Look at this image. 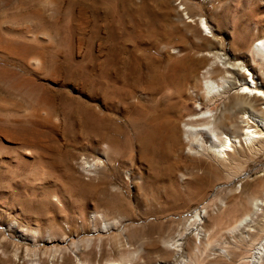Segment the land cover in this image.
<instances>
[{
    "label": "rangeland",
    "instance_id": "1",
    "mask_svg": "<svg viewBox=\"0 0 264 264\" xmlns=\"http://www.w3.org/2000/svg\"><path fill=\"white\" fill-rule=\"evenodd\" d=\"M78 1L79 7L88 8L91 21L89 30H101V40H105L109 52L115 40L122 43L119 62L122 86L120 84L118 105L113 103L112 70L107 76L104 74L102 83L94 63L92 80L75 73L73 66H64L62 83L52 92L59 108L56 121H63L60 122V135L54 134L57 144L62 147L59 156L63 159L59 160V170L68 171V165L75 167V160L84 150L77 136L83 135L82 138L89 140L100 136L105 142L118 145L124 152L122 158L112 156L111 161H105L107 168L98 178L91 181L80 178V184L70 182L74 205L96 204L110 219L123 220L128 242H122L114 250L108 245L102 258L120 259V264H264V139L253 138L251 146L240 153L234 152V158L228 162L211 160L209 154L199 151L196 145L191 147V142L185 139L184 124L190 114H198L206 107L195 96H183L181 102L178 100L176 87L169 83L170 79L173 80V69H177L173 68L172 63L177 61L180 64L176 72L182 74L189 59L176 52L169 59L162 51L163 36L167 35L170 41L194 51L198 48L210 50L213 54L225 48L228 53L233 48L239 53L240 47L234 41L244 26L254 22L250 15L259 0H214L213 3L205 0H119V34L113 19L114 0ZM185 3L194 17L204 16L208 19L209 27L223 39L222 42H214V45L204 39V34H209V31L189 22L185 11H182ZM98 12L100 17L97 19ZM167 12L171 15L168 13L167 16ZM261 17H264V11ZM4 21L5 18L0 15V23ZM9 24L10 21H7ZM205 43L207 46H204ZM251 58L248 56L246 63L254 66L264 81L261 65ZM0 65L32 77L15 63L0 60ZM112 65L108 64L110 69ZM0 93L11 96L3 90ZM211 96L216 98V93H211ZM228 97H220L211 107L222 114ZM24 98L22 101L27 110L34 108L35 104L29 102L26 96ZM103 100L106 101L105 105L101 102ZM91 103L97 108L95 106L92 110ZM90 112L98 114L97 117ZM90 115L96 119L92 121ZM73 119L79 126L74 124ZM153 120H162L164 128L151 143L148 140L154 131ZM99 127L102 131L98 130ZM48 140L56 143L53 139ZM69 143L72 145L69 146ZM0 145L3 149L0 156L8 163L9 153L18 145L10 139L1 138ZM131 152L134 156L138 155V160L129 157ZM231 152L228 150L227 153ZM141 162L152 175L149 180H145L147 175ZM162 168L166 173H157ZM129 170L135 174H132L133 181L126 184L123 177ZM17 172L20 180L34 177L29 172ZM181 173L185 175L183 180H180ZM113 187H118L117 193L112 191ZM11 191L7 177L0 171V223L11 214ZM255 201H258V207H254ZM17 203L27 214L47 220L48 225L55 229L62 228L67 219L69 224L65 225H68V232L75 235L79 231V234L85 235L80 228L83 222L80 214L72 212L64 203L58 204L57 208L39 207L36 203H28V206L22 201ZM197 208L207 210L201 230L193 229V222L190 221V213ZM246 216H249L248 221L237 226ZM86 256L94 259L95 253L88 252ZM3 258L0 251V264H3Z\"/></svg>",
    "mask_w": 264,
    "mask_h": 264
},
{
    "label": "bare ground",
    "instance_id": "2",
    "mask_svg": "<svg viewBox=\"0 0 264 264\" xmlns=\"http://www.w3.org/2000/svg\"><path fill=\"white\" fill-rule=\"evenodd\" d=\"M114 1L113 19L119 34L120 5L119 0ZM78 2V0H18L17 3H13L12 0H0V15L6 20L0 23V60L15 63L32 76H25L17 69L0 65V90L11 94L7 96L0 93V138L10 139L18 145L9 153V164L0 156V171L7 177L13 200L12 204L9 202L11 214L7 220L0 223V251L4 257L3 264H120V259L102 258L103 253L108 245L114 250L122 245V242H128L122 219L118 217L110 219L97 208L96 204L74 205L70 186V182L80 184L81 179L91 181L98 178L105 172L106 162L111 161L113 157L122 158L123 150L116 144L105 142L100 136L90 140L82 138L83 135L81 138L77 136L84 149L75 160L77 170L72 165H68V171L65 172L58 168L59 160L63 159L59 156L62 147L57 144L54 134L60 135L61 121H56L59 108L52 92L53 88L54 90L59 88L62 83L63 67L69 64L70 68L73 66L75 73L92 80L94 63L99 74L97 76L101 78L102 83L104 74L107 76L112 70V75H109L114 86L115 106L119 104L122 86L119 75L122 43L115 40L109 52L105 40H101V30H97L98 32L89 30L91 21L88 8L86 10L84 6L79 7ZM186 4L182 5L186 6L182 11H185L189 22L197 23L199 28L209 31V34H204V39L213 44L222 42L223 39L209 27L208 19L204 16L194 17ZM263 11L264 0H259L250 15L254 22L251 21L244 26L234 41L240 47L239 53L233 48L228 53L225 48L214 51L213 54L210 50L198 48L194 51L192 48L170 41L167 35L163 36L162 51L166 57L170 59L176 52L189 59L188 62L185 60L188 65L182 74L176 72L180 64L177 61L172 63L173 68L177 69L175 71L173 69L171 73L173 80L170 79L169 83L176 87L178 100L181 102L183 96H195L206 107L198 114L189 115L184 124L185 139L191 142V147L196 145L199 151L209 154L211 160L231 161L235 155L233 153L236 151L240 153L245 147L251 146L253 138H259L261 141L264 139V81L256 68L245 61L248 56L252 57L254 61L259 62L264 71V17H261ZM99 13L96 15L97 19L100 17ZM7 21H10L9 25ZM192 51L193 54L189 55ZM109 63L113 64L112 69L109 68ZM211 93H216V98H213ZM224 95L229 97L224 103L225 110L219 114L218 109L211 105ZM25 96L29 102L35 104L31 110H27L25 104L23 105L22 100ZM101 102L106 104L104 100ZM95 106L92 105L91 109L94 110ZM94 115H90L92 121L98 114L96 117ZM155 120H153L155 123L152 122L154 131L148 140L151 143L155 135L159 136L160 130L164 128L162 120L160 122ZM73 121L75 123H72L78 124L74 119ZM100 129L99 127L98 130L102 131ZM48 139H53L56 143H50ZM72 144L69 143V146ZM1 145L3 146V143ZM226 150L233 152L227 153ZM0 151H3L1 147ZM134 155L132 152L129 153L132 160L137 159L138 155ZM141 165L143 168V163ZM143 169L147 175L145 180H149L151 173L145 166ZM20 170L29 172L34 177L20 180L17 177L19 176L17 171ZM164 170L165 168H162L157 173H166ZM132 174L135 173L131 170L125 172L123 180L126 184L130 180L133 181ZM181 174L180 180H183L185 175ZM112 191L117 193L118 187H113ZM20 201L26 202L27 204H22L28 206V203H36L39 207L52 208L64 203L72 212L80 214L83 221L80 228L85 235L82 236L79 231L75 235L68 232L66 229L68 225H65L69 224L67 219L64 220L63 226L59 225L62 228L51 227L47 220L34 218L18 207L17 202ZM257 205L258 201H255L254 207H258ZM206 211L197 208L190 213L193 229L201 230ZM248 219L249 216L244 217L237 226L246 223ZM91 225L93 229L90 228ZM88 252H94L95 258H86Z\"/></svg>",
    "mask_w": 264,
    "mask_h": 264
}]
</instances>
